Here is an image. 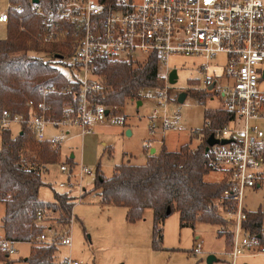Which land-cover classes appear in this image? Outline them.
<instances>
[{
	"label": "built area",
	"instance_id": "obj_1",
	"mask_svg": "<svg viewBox=\"0 0 264 264\" xmlns=\"http://www.w3.org/2000/svg\"><path fill=\"white\" fill-rule=\"evenodd\" d=\"M33 11L43 22L44 45L69 43V52L58 49L53 58L67 66L68 80L80 81V90L74 93L71 85L45 87L41 100L26 99L28 114L4 109L0 128L26 126L36 139L57 147L64 138L47 137L48 126H75L81 136L93 133V126L102 122L126 126L127 120L118 114V106L90 100L89 90L102 87L97 65L102 61L145 62L157 56L164 85L155 93L158 105L149 128L152 134L166 132L182 122L179 108L169 110L170 73L176 68L170 58H203L200 70L205 85L209 92L222 97V107L233 116L226 125L211 128L219 142L206 148L214 167L223 172L228 182L222 211L233 224L234 238L227 255L236 264L241 257L264 254L262 236L245 227L248 190H264V130L257 123L264 121V0H58L47 7L34 3ZM11 12L22 16L23 6L9 0L7 9L0 11V23L8 24ZM220 55L224 59L218 62ZM219 79H225L227 84L215 89ZM70 92L75 94L76 103L65 108L63 117L54 118L49 97ZM205 126H211L210 120ZM224 139L229 142L222 143ZM152 143L148 140L146 147ZM60 170L65 176L58 182L60 188L68 192L80 188L84 192L82 180L92 174L89 167L63 162ZM79 199L76 197L75 203ZM43 220V213L39 212L38 221ZM37 240L57 246L73 243L69 233L59 241L42 233ZM15 244L0 233V251L8 257L17 252ZM202 247V241L198 242L194 251L200 253ZM64 263L83 264L72 258H66Z\"/></svg>",
	"mask_w": 264,
	"mask_h": 264
},
{
	"label": "trees",
	"instance_id": "obj_2",
	"mask_svg": "<svg viewBox=\"0 0 264 264\" xmlns=\"http://www.w3.org/2000/svg\"><path fill=\"white\" fill-rule=\"evenodd\" d=\"M11 1L21 4L24 13L18 16L11 12L8 37L0 40V118L4 109L28 114L26 99L41 100L45 87L71 85L74 93L80 90L79 80L71 82L51 61L38 56L39 52L54 55L58 46L41 44L39 37L43 35V22L33 11V0ZM57 1L39 0V3L47 7ZM97 74L102 87L90 89L88 95L93 103L106 105L121 106L127 100L138 102L142 100L144 89L164 84L159 76L157 56L138 63L102 61L97 65ZM49 100L54 106L53 117L59 119L65 108L75 104L77 98L70 92L53 94ZM232 117L222 106L207 110L205 120L209 119L211 126L200 129L201 141L195 148L184 144L179 150L170 151L162 142L158 152L149 154L145 145L144 152L148 154L145 164L122 162L115 166L111 177L102 175L98 168L94 189L100 190L101 202L127 208L126 219L130 223L143 220L146 210L152 209L153 246L156 250L163 248L164 224L174 212L179 213L181 227L194 228L198 222L215 224L219 226V236L232 239L231 222L222 212L226 204L223 193L228 186L227 179L218 182L205 180L208 173L216 170L206 151L211 128L226 125ZM0 131V203L5 204L3 233L13 242L33 244L31 255L23 260V264H52L58 246L38 241L37 237L52 229L44 222L50 215L58 213L57 220L64 228L59 233L56 231L53 237L56 241L63 238L75 205V198L68 192L55 190L52 201H43L39 196L41 187L46 185L43 176L47 166L57 164L61 158L60 147L36 139L26 126L16 136L9 128ZM68 160L74 161L70 157ZM39 212L44 216L42 222L38 221ZM263 221L264 211H250L245 225L257 234L262 230Z\"/></svg>",
	"mask_w": 264,
	"mask_h": 264
},
{
	"label": "rangeland",
	"instance_id": "obj_3",
	"mask_svg": "<svg viewBox=\"0 0 264 264\" xmlns=\"http://www.w3.org/2000/svg\"><path fill=\"white\" fill-rule=\"evenodd\" d=\"M8 2L9 0H0V11L7 9ZM7 37L8 26L0 23V40ZM41 38L42 36L39 37L41 44L48 46L42 43ZM56 45L60 51L67 52L65 42ZM39 53L41 54L38 56L51 61L65 76H69L67 66L56 62L53 55ZM31 54L36 53L31 52ZM223 59V55L217 57L218 62ZM203 61V58L177 55L170 58V64L178 70V80L170 88L169 110L172 112L179 108L182 122L177 127L167 130L165 135L152 134L149 128V115L158 105V100L154 95L162 86L144 89L141 93L144 104L141 107L137 106V100H127L124 105L118 106V114L126 116L127 124L132 127L114 125L109 121L102 122L95 124L93 133L84 138L79 135V129L75 126L63 125L54 130L53 133L58 138L66 137L61 145V161L74 153V161L78 165L83 164L92 170V174L84 176L82 180V185L87 189L86 192L88 191L86 195L85 191L82 193L80 188L68 192L59 187L58 182L65 180L59 168L60 164L48 165L44 173L46 185L40 189L41 199H52L55 190H66L71 196L80 198L73 209L74 221L70 222L66 228V233L73 238L72 246L59 245L54 256V264H61L66 258H72L83 264H209L207 259L210 255L217 258L212 264H231L227 251L232 239L227 236L219 237V226L198 222L194 228L181 227L179 213L174 212L164 224L163 248L156 250L153 246L152 209H148L141 222L130 223L126 220L124 207L103 204L100 190L94 189L98 168L102 175L111 177L115 166L123 161L145 164L147 153L144 152V147L148 140H152L155 146L161 148L163 142L161 136H164L165 145L170 151H176L184 144H191V148L197 146L201 140L200 129L205 124V112L223 106L222 97L213 91L209 92L205 85L204 74L200 70V64ZM211 70L212 68H209L210 73ZM224 84H227V81L219 79L215 89H219ZM261 84L264 88V82ZM181 92L187 93L183 102L179 101ZM257 123L264 129V121ZM128 128L133 129L132 135L127 134ZM194 130L196 131L193 132ZM16 134L17 132L14 133ZM124 153L131 155V160L128 156L124 157ZM221 176H223L222 171L217 169L208 174L206 179L214 181L220 179ZM263 191L247 192L246 202L249 209L256 210L264 205ZM3 214L4 207L0 206V221ZM57 218L58 213H54L44 222L47 227H52L51 231L46 230L47 234L53 236L56 231L59 233L63 230L64 227L59 225ZM197 236L203 240V250L200 254L192 250ZM26 246H21L22 254L26 251L28 247ZM242 258L238 259V264H245L244 262L264 264V256ZM0 264L4 263L0 262Z\"/></svg>",
	"mask_w": 264,
	"mask_h": 264
},
{
	"label": "crops",
	"instance_id": "obj_4",
	"mask_svg": "<svg viewBox=\"0 0 264 264\" xmlns=\"http://www.w3.org/2000/svg\"><path fill=\"white\" fill-rule=\"evenodd\" d=\"M34 3V2H33ZM39 3V2H38ZM3 24V23H2ZM8 25V24H7ZM173 85V84H172ZM155 96V95H154ZM156 98V97H155ZM144 104V102L142 101V104H141V106ZM138 106V105H137ZM141 106H138V107H141ZM120 107V106H119ZM157 107V106H156ZM155 107V108H156ZM154 108V109H155ZM220 108V107H219ZM214 109H217V108H214ZM154 111V110H153ZM153 114V113H152ZM152 114L151 115H149V121L151 120V117H152ZM123 117H125L126 118V116H124L123 115ZM209 120V119H208ZM208 120H205V124H206V122L208 121ZM259 122V121H258ZM205 124H204V126H205ZM14 125H16L15 127H14ZM14 125H12L9 129L11 130V132H12V135L13 136H16L20 131H21V129H22V127L19 125V124H14ZM128 125V127L130 126V127H132L130 124H127ZM126 125V126H127ZM203 126V127H204ZM260 126V125H259ZM261 127V126H260ZM93 128H94V126H93ZM262 128V127H261ZM2 129V128H1ZM57 128H55V127H53V126H48L47 127V129H46V135H47V137H52V136H55L56 134L55 133H53L54 132V130H56ZM79 129V128H78ZM131 130V134L130 135H132L133 134V129L132 128H128L127 130ZM263 129V128H262ZM264 130V129H263ZM15 132H17V134L16 135H14V133ZM167 132V131H166ZM166 132H161V131H159L158 133H161V134H164L165 135V133ZM194 132V131H193ZM157 133V134H158ZM92 134V133H91ZM212 133H210V135H211ZM79 135L81 136V134H80V129H79ZM89 135V134H88ZM209 135V136H210ZM60 136H62V135H60ZM87 136V135H86ZM208 136V137H209ZM56 137H57V135H56ZM82 138H84L85 136H81ZM162 137V140H163V142H164V136H161ZM60 138H64V140H65V138L66 137H60ZM208 139V138H207ZM201 141V140H200ZM62 143H63V141H62ZM62 143L59 145V146H57V147H60V150H61V145H62ZM165 143V142H164ZM198 145V144H197ZM209 144L207 143V146H208ZM57 147H55V148H57ZM167 147V146H166ZM155 150V152H158V150H160V148H158L157 146H155V144H153L152 143V146L149 148V152L151 153V151L152 150ZM180 149V148H179ZM178 149V150H179ZM169 150V149H168ZM110 152H112L111 150H109ZM61 154H62V151H61ZM72 154H74V153H71L70 154V156H68L67 158H66V160H64V161H61V159L59 160V162L57 163V164H62L63 162H68V163H71V164H77V162H75V161H73V162H70L69 160H68V158L70 157V158H72L71 157V155ZM127 154V155H126ZM125 156H128L129 157V159H130V156L128 155V153H124V157ZM146 156H148V154H146ZM123 157V158H124ZM74 158H75V154H74ZM74 158H72L73 160H74ZM131 160V159H130ZM146 161H147V159H146ZM124 162V161H123ZM60 166V165H59ZM60 168V167H59ZM216 170H217V168H216ZM216 170H214V171H216ZM213 172V171H212ZM211 173V172H210ZM210 173H208V174H210ZM223 173V172H222ZM207 174V175H208ZM206 175V176H207ZM206 176H205V180L206 181H208V182H218V181H221V180H223L225 177H224V174H223V176H221V178L220 179H218V180H207L206 179ZM43 178H44V176H43ZM46 182V181H45ZM42 188V187H41ZM86 188L84 187V191H85V193H87L86 192ZM56 191H58V192H67L66 190L65 191H59V190H56ZM259 191H261V189H249L248 190V193H257V192H259ZM264 192V191H263ZM247 193V194H248ZM39 196H40V192H39ZM71 196V195H70ZM73 197V196H72ZM74 198H75V196H74ZM40 199H41V197H40ZM54 199V197L52 198V199H50V200H43V199H41V200H43V201H52ZM246 199H247V195H246ZM76 204V203H75ZM0 206H3L4 207V214H5V204L4 203H0ZM75 206V205H74ZM125 208V207H124ZM246 208H247V210H248V212H250V211H258V210H260V211H264V205L263 206H261V207H259L258 209H256V210H251V209H249L248 207H247V202H246ZM74 209V208H73ZM147 211H148V209L146 210V212H145V216H146V214H147ZM223 212V211H222ZM126 213H127V208H125V216H126ZM4 214H3V216H4ZM72 214L74 215V212H72ZM224 215V214H223ZM3 216L1 217V221H0V233H3V230H2V218H3ZM153 216H154V214H153V210H152V221H153ZM224 217H226L225 215H224ZM74 218H75V215H74ZM145 218V217H144ZM227 219V218H226ZM127 220V219H126ZM142 220H140L139 222H141ZM231 222V221H230ZM246 224V223H245ZM231 225H232V231H233V237H232V241H231V246H230V248H229V250L231 249V247H232V244H233V238H234V230H233V224H232V222H231ZM245 227H246V225H245ZM246 229L248 230V231H250L247 227H246ZM52 229L50 228V230H48V231H51ZM251 232V231H250ZM46 233V232H45ZM252 233V232H251ZM47 234V233H46ZM67 234V233H66ZM254 234V233H253ZM257 235H261L263 238H264V221H263V223H262V230H261V232L260 233H257ZM218 236H219V234H218ZM219 237H223V236H219ZM197 241H196V244L194 245V247H193V252L194 253H196L195 251H194V249H195V247H196V245H197V243L198 242H201L202 241V245H203V240H201L200 239V237L199 236H197ZM23 245H27L26 247H27V249H26V251L22 254L21 253V246H23ZM15 246H16V248H17V252L13 255V257L11 258V256H7L6 254H4L3 252H1L0 251V262H2V263H4V264H23V260H25V259H27L30 255H31V252H32V247H33V244L31 243V242H27V241H24V242H16V244H15ZM202 250H203V247H202ZM228 250V251H229ZM202 252V251H201ZM200 252V253H201ZM200 253H196V254H200ZM260 256H264V254L263 255H257V256H248V257H243L242 259H248V258H253V257H260ZM217 260V259H216ZM231 262V261H230ZM245 264H246V262H244ZM52 264H54V261H53V263ZM61 264H65L64 263V261L63 262H61ZM232 264V263H231ZM236 264H238V260H237V263Z\"/></svg>",
	"mask_w": 264,
	"mask_h": 264
},
{
	"label": "water",
	"instance_id": "obj_5",
	"mask_svg": "<svg viewBox=\"0 0 264 264\" xmlns=\"http://www.w3.org/2000/svg\"><path fill=\"white\" fill-rule=\"evenodd\" d=\"M33 2H34V3H38L39 0H33ZM177 80H178V70H177L176 68H174V69L171 71V73H170V82H171V84H175V83L177 82ZM211 88H212V86H211ZM186 97H187V93H186V92H181V93L179 94V101H180V102H183V101L186 99ZM141 104H142V100H139V101L137 102V105H138V106H141ZM127 134H128V135L131 134V130H130V129L127 130ZM218 142H219V140L214 136V134H211V135L208 137V139H207V143H208L210 146H212V145H214V144H216V143H218ZM221 142H222V143H228L229 140L224 139V140H222ZM154 153H155V150L153 149V150L151 151V154H154ZM71 157L74 158V154H72ZM216 259H217L216 256H214V255H210V256L208 257L207 261H208L209 264H212L214 261H216Z\"/></svg>",
	"mask_w": 264,
	"mask_h": 264
}]
</instances>
